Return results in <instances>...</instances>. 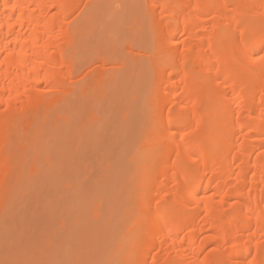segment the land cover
<instances>
[{"label":"bare ground","instance_id":"6f19581e","mask_svg":"<svg viewBox=\"0 0 264 264\" xmlns=\"http://www.w3.org/2000/svg\"><path fill=\"white\" fill-rule=\"evenodd\" d=\"M108 130L74 244L9 264H264V0H0V240Z\"/></svg>","mask_w":264,"mask_h":264},{"label":"rangeland","instance_id":"374dc122","mask_svg":"<svg viewBox=\"0 0 264 264\" xmlns=\"http://www.w3.org/2000/svg\"><path fill=\"white\" fill-rule=\"evenodd\" d=\"M106 16L112 20L109 19L111 21L109 26H113L114 17ZM100 20L105 22V20ZM109 21L108 23H110ZM103 22H99L100 25ZM108 23L104 24L108 25ZM104 27L107 26L102 28L104 29ZM111 30L106 31L110 32ZM104 31L100 32L104 33ZM87 54L90 53L88 52ZM133 123L134 121L130 119L129 123L126 124L128 126L125 125V128H131ZM131 131L129 130V132ZM112 134L111 130L103 132L101 136L105 138V141L100 142L99 146L91 142L90 147H86L85 152L80 156L78 164L76 160L73 161L70 157L67 161L66 169H58L59 171H55V174L52 169L45 175L44 173H39L35 184L31 185V189L28 188L23 192L20 200L15 203L6 220L0 240V264L10 263L8 262L10 259L8 260L6 255L19 254L18 256H20V254H25L23 258L33 257L36 251H42L47 243H50L51 246L44 248L43 254H47L50 248L51 251L56 246H62L63 243L74 244V240L70 239L75 237L78 220L81 217V213H79L80 202L84 206L90 195L98 192L97 187H101V181L111 161L108 158L110 153L106 150V139L108 140ZM68 154H72L71 149ZM40 164L44 163L40 160ZM116 191L121 192V187L116 189ZM104 205L105 201L102 200V207ZM41 241L42 243H40ZM45 247L48 246L46 245ZM56 252L58 250L53 253L54 257L60 256Z\"/></svg>","mask_w":264,"mask_h":264},{"label":"snow or ice","instance_id":"6c2138e0","mask_svg":"<svg viewBox=\"0 0 264 264\" xmlns=\"http://www.w3.org/2000/svg\"><path fill=\"white\" fill-rule=\"evenodd\" d=\"M11 27V25H9Z\"/></svg>","mask_w":264,"mask_h":264}]
</instances>
